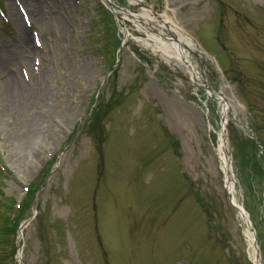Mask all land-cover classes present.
<instances>
[{"label": "rangeland", "instance_id": "1", "mask_svg": "<svg viewBox=\"0 0 264 264\" xmlns=\"http://www.w3.org/2000/svg\"><path fill=\"white\" fill-rule=\"evenodd\" d=\"M24 1L35 10L34 16L41 30L54 40L53 25L65 24L62 10L56 6L71 13L72 1ZM83 1L87 5L92 3V0ZM168 1L175 9L170 16L181 26L200 30L205 47L212 50L213 46L224 57L223 69L227 72L218 75L208 58L204 57L208 67L193 58L196 68L205 76L204 82L196 81L187 70L172 68L170 63L146 48L142 40L147 39V31L138 30L129 14L142 15L139 6L142 3L152 8L155 14L162 15L167 11L165 4L168 5ZM4 2L10 9L9 3L13 0H0V6ZM109 2L120 24L128 31V34L119 32V41L123 42L117 63L119 67H113L118 77L111 75L109 79L108 72L103 73L102 60L97 53L93 55L90 49L88 55L84 53L87 51L70 50L64 46L70 37L71 28L68 26L61 37H56L57 45L51 54L48 47L41 51L44 64L38 66L32 56L25 55V44L20 41L15 23L18 19L22 24L18 8L14 6L7 14L8 23L0 14V26H4L0 28V156L4 164L25 182L24 186L42 183L26 204L24 216L27 217L22 216L29 221L32 217L35 219L25 229L27 242L23 258L18 259L17 264H104L101 259L96 260L104 249L114 252L113 258L109 253L108 264H176L180 259L192 264H253L243 239L244 228L237 223L223 189L222 164L217 152L220 140L227 145L228 158L231 151H240L235 154L237 160L231 162L237 197L252 212L253 225L260 232L258 243L264 264V181L248 171L252 183L247 187L246 174H242L239 164L248 165L245 160L249 156L247 147L252 148V140L256 138L252 126L257 129L259 125L264 140V0ZM221 4L224 21L218 23L214 17L220 14ZM233 10L243 17L252 16L257 23H240L231 14ZM219 30L222 34L217 36L221 33ZM28 37L32 41L30 32ZM88 37L84 31L81 45H88ZM130 49L142 54L141 62L133 58ZM66 53L72 55L71 62L75 61L76 55L84 61H75L78 63L71 65L70 87L60 91L50 83L59 61H62L58 66L60 74L55 78L61 77L62 69L69 74L64 66L68 60ZM105 55L113 60L109 51ZM21 64L29 69L31 76L23 75L24 82L30 79L29 83L37 89L49 90L47 93L54 100L60 98L62 107H74V115L59 116L62 107L50 111V100L45 101L43 94L26 102V89L14 91L10 74L15 71L20 76ZM33 66L35 70H32ZM98 80L103 81V85L96 109L101 104L102 111L103 104L106 107L109 102L113 108H109L111 111L102 121L97 135L90 134L85 122L74 135L72 141L77 146L79 158H83L86 169L93 167L94 170H82L75 176L72 167V181L67 182L64 191L60 188L65 184L66 174H62L68 150L57 151L48 163L53 166V171L38 178L36 175L47 154L58 150L59 143L64 141L72 126V118L80 116L95 86L99 85ZM51 89L58 93L52 94ZM236 95L239 101L235 99ZM222 97L231 109L225 117L226 102L221 100ZM246 105L252 106L259 123H253ZM18 111L20 113L16 114ZM50 112V119H56L64 127H58L57 137L50 138V132L45 133L38 122L34 132L25 139V145L11 139V136L26 135L31 130L30 116L45 114L44 119L48 120L46 114ZM224 118L228 120L226 140L222 138ZM96 121L91 120V125ZM34 134L39 137L34 139ZM173 141L177 142L176 147ZM101 143H105L106 149L100 146ZM104 150L111 152L110 164L104 158ZM118 150L120 154L116 156ZM99 153L103 154V160H99ZM34 154L38 155L35 160L31 159L35 158ZM86 158L91 159L87 161ZM135 160L140 165L135 166ZM131 163L133 165L128 169L133 172L130 173L124 168ZM60 166L61 169L57 168ZM246 169L252 170L251 167ZM76 170H80L79 165ZM153 176L158 180L147 183ZM97 177L101 185L95 189L99 181ZM140 178L141 183H137ZM131 182L138 187L132 188ZM95 192L97 195L92 196ZM91 199L95 207L91 206ZM2 214L0 250L7 246L2 244L1 238L7 212ZM193 225L203 234L206 244L201 243L202 236H198ZM95 231L97 236L92 238ZM187 239L192 242L191 257L184 255V249L178 252L181 241ZM193 243H196L195 247ZM6 251L4 258H7H0V264H14Z\"/></svg>", "mask_w": 264, "mask_h": 264}, {"label": "bare ground", "instance_id": "2", "mask_svg": "<svg viewBox=\"0 0 264 264\" xmlns=\"http://www.w3.org/2000/svg\"><path fill=\"white\" fill-rule=\"evenodd\" d=\"M152 9L145 8L143 9L142 15H133L131 16V19L134 21L135 25L138 29H143L144 31H147L148 38L144 40L145 44L147 45V48H150L153 50L154 54H157L160 58H162L164 61H167L173 67L176 68H183L188 70L193 78L197 80L199 77V73L196 70V67L194 65V62L191 58L192 54H195V45L190 40L189 36L185 35L182 30L177 26L173 21L172 18L169 17L167 14L162 15H154ZM146 22V24L142 23ZM22 40L25 42L26 50L25 53H30L35 48L31 45L30 39L27 36V32L23 29L20 30ZM14 83L17 85V87H21L20 81L14 76ZM18 88V89H19ZM43 92H41L39 95H41ZM38 95V94H37ZM46 101L50 104L51 110H56L55 108L61 107V103L59 101L53 100L49 94L45 95ZM29 100H35V94L32 91L30 94ZM62 100V99H61ZM222 101L225 103V109L224 114L227 113L228 110H230L229 104L227 103L225 97H222ZM61 117L65 118L66 116L72 117L75 112V108L65 107L64 110L60 111ZM51 115V112L50 114ZM56 118V117H55ZM30 121H28L31 124V132L34 130L35 124L38 122H42V129L45 133L50 132L49 137L54 138L56 134L58 133V128H56L52 124H48V122L44 119L43 115H32L30 116ZM29 135H16L13 138L16 141H19L22 143V145L26 144L25 139ZM39 137V135L34 134V137ZM33 137V138H34ZM30 143V142H28ZM219 152H221V158L223 161L227 162V157L224 152L225 144L222 142L220 146ZM34 157H31V159H37L38 155L34 154ZM251 235V234H250ZM252 237V236H251ZM251 257L254 259L255 264H259L256 259L255 250L250 252Z\"/></svg>", "mask_w": 264, "mask_h": 264}]
</instances>
